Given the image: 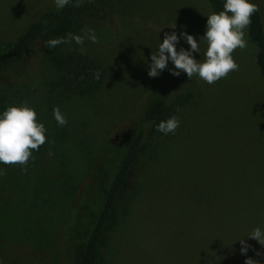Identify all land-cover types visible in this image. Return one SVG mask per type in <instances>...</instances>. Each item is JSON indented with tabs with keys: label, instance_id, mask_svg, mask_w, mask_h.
I'll return each instance as SVG.
<instances>
[{
	"label": "rangeland",
	"instance_id": "374dc122",
	"mask_svg": "<svg viewBox=\"0 0 264 264\" xmlns=\"http://www.w3.org/2000/svg\"><path fill=\"white\" fill-rule=\"evenodd\" d=\"M254 1L264 21V0ZM107 3L83 29L74 19L79 25L71 29L77 27L83 44L49 49L46 42L53 37L38 40L0 73V86L15 94L14 103L34 108L47 129L45 144L33 151L44 174H61L65 149L73 142L81 144L75 169L82 174L68 177L78 182L66 212L15 211L23 241L6 240L0 264H76V249L92 230L126 143L145 126L146 108L159 98L173 107L179 126L174 134L147 138L132 181L138 192L129 214L106 237L103 263L245 264L251 257L264 264V255H257L264 254V246L245 237L264 227V79L246 36V47L232 53L238 70L211 85L195 75H172L171 62L150 77L151 54L165 33L185 31L197 40L205 34L213 13L208 1ZM59 10L54 0H0V55L28 27ZM89 29L95 43L85 35ZM70 45L108 67L102 89L91 97H65L57 88V59ZM181 47L190 48L183 40L177 50ZM205 48L194 53L197 60ZM55 107L67 119L64 126L53 118ZM59 128L71 134L68 144L50 151L49 132ZM244 237L250 247L241 254L236 240Z\"/></svg>",
	"mask_w": 264,
	"mask_h": 264
},
{
	"label": "trees",
	"instance_id": "16d2710c",
	"mask_svg": "<svg viewBox=\"0 0 264 264\" xmlns=\"http://www.w3.org/2000/svg\"><path fill=\"white\" fill-rule=\"evenodd\" d=\"M212 11L219 13L223 10L224 0H207ZM108 0H70V3L57 12L44 15L38 22L28 27L12 44L5 46L0 55V73L21 59L25 52L38 40L44 38H62L69 34L78 35V21L85 28L92 20H97L100 13L105 10ZM257 5L258 3L254 1ZM254 13L251 23L244 29L247 42L252 47L257 65L264 79V21L260 6ZM97 17V18H96ZM78 24V23H76ZM75 24V25H76ZM79 25V24H78ZM64 44V43H63ZM73 45V44H72ZM68 48L59 54L57 59V88L65 97H91L103 87L108 74V67L102 61L84 52L76 46ZM67 47V46H66ZM61 49V47H60ZM99 72L100 78L95 79L94 74ZM19 98H23L21 95ZM15 94L8 93L6 87L0 86V111L14 103ZM18 100V99H17ZM173 115V107L164 98L151 102L144 115L145 126L126 143L125 153L120 161L118 170L108 188L104 191L103 203L98 215L95 217L92 230L88 237L76 249V264H104L102 248L109 232L115 231L124 217L129 214L130 205L138 190L133 189L134 173L139 166L141 156L147 148V138L154 136H167L156 130V125ZM54 147L65 148L68 144L65 131L55 129L49 132ZM52 147V148H51ZM81 144L71 143L65 149L64 168L58 177H47L41 169L39 154L32 152V157L25 166L3 165V175H0V254L6 246V240L23 241L18 232L20 222L15 219V211L36 210L48 213L53 209L66 212L71 207L77 192V182L71 183L68 177L71 173L76 178L82 174L75 169V160ZM61 151V150H60ZM39 153V151H38ZM74 167V169H73ZM23 176H30L24 181ZM110 264V263H109Z\"/></svg>",
	"mask_w": 264,
	"mask_h": 264
},
{
	"label": "clouds",
	"instance_id": "9594fccd",
	"mask_svg": "<svg viewBox=\"0 0 264 264\" xmlns=\"http://www.w3.org/2000/svg\"><path fill=\"white\" fill-rule=\"evenodd\" d=\"M54 3L57 9H63L70 0H54ZM258 11V5L254 0H224L222 11L207 15L206 31L199 40L185 31H181L179 35L175 31L165 33L163 41L159 40L156 51L151 54L148 75L159 76L171 62L173 67L168 68V71L174 76H179L183 72L190 79L195 75L210 85L227 77L230 72L238 70L232 53L237 48L246 47L244 29L251 23L253 14ZM169 27L175 28L176 25ZM85 35L91 42H96L94 30L89 29ZM181 40L190 48L181 47L178 51L177 45ZM73 41L77 45L83 44L84 36L69 34L67 37L52 38L46 45L52 49L58 44ZM202 44L206 45L202 53L203 59L197 60L194 53L201 54ZM94 78H100L99 72L94 74ZM53 118L60 126L67 124L66 117L58 107L53 108ZM179 123L176 116H171L160 121L156 125V130L164 135L174 134ZM46 131L44 123L37 120L36 110L27 104L10 105L0 111V164L20 165L22 170L26 171L25 166L29 159H34L32 152L38 151L40 146L45 144ZM0 175H3V169H0ZM245 237L255 239L264 246V227H254ZM245 237L236 240L242 245L241 254L247 253L250 247ZM257 255L264 254L257 252ZM245 264L260 262L246 257Z\"/></svg>",
	"mask_w": 264,
	"mask_h": 264
}]
</instances>
